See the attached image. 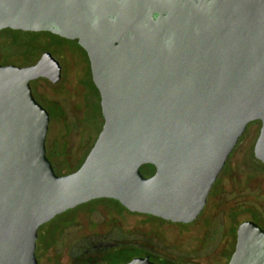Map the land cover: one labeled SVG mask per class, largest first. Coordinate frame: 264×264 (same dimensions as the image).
<instances>
[{
	"label": "water",
	"instance_id": "95a60500",
	"mask_svg": "<svg viewBox=\"0 0 264 264\" xmlns=\"http://www.w3.org/2000/svg\"><path fill=\"white\" fill-rule=\"evenodd\" d=\"M6 28L79 44L104 124L81 166L58 174L47 153L51 115L31 82L59 84L61 62L50 51L29 65L0 62V264H39L40 227L94 199L195 221L257 120L264 163V0H0ZM229 264H264L256 221L238 226Z\"/></svg>",
	"mask_w": 264,
	"mask_h": 264
},
{
	"label": "rangeland",
	"instance_id": "374dc122",
	"mask_svg": "<svg viewBox=\"0 0 264 264\" xmlns=\"http://www.w3.org/2000/svg\"><path fill=\"white\" fill-rule=\"evenodd\" d=\"M17 36L20 40H26L28 42L26 44V48L31 53L32 61H37L41 57L43 52L50 51L55 56V58L61 62L63 66V77L61 82L59 84H53L49 80L40 81L39 85L42 88V92L46 93L47 96H43L42 94H40V97L44 101L41 100L39 97L37 99L49 110L50 115L51 110L49 108L50 105L48 106L47 104V97H51V99L59 102L64 109V114H54V116L51 118L50 129L47 137V147H49V150L52 151L57 142L58 144H62L65 139L66 141L70 140V142L74 144L76 148L81 138L83 126L82 124H79L76 128H73L71 132L68 130L69 127H74V122L79 117H83L87 111V88L84 86L83 77L86 75V72L89 71V66L87 65L88 61L83 58L85 56L84 51L82 50V48H80L79 45H77L75 41L63 39L62 36L56 33L45 32L38 34H17ZM251 124L252 123H250L249 126ZM68 132L71 133L70 136H68ZM97 134V128L87 132V136L90 139H95ZM241 138L240 146L238 148L235 147L237 149H234L230 154L228 164H226V167H224V171L221 174V180L225 185L227 184L228 186H231L232 184H234V182H242L241 184H250V182H252L253 184H255V187H257V185L264 187V163L261 162L258 158H256L254 153L258 134L255 135V137L253 138L250 136H246L243 139V135ZM50 151H48L47 153H49L48 156L51 157ZM56 171L57 173L63 172L62 170ZM221 180L219 181L218 179L217 185H214V192L212 190V195H210L211 197L208 199V205L206 207V210L198 218V220L201 219V216L204 214L203 219H201L200 221H197L196 223L192 224H174L171 222L164 221L160 218L156 219L157 223L163 226L166 235L170 239H177L180 245L193 249L195 251L200 250L196 253L197 255L202 254L203 249L199 248L203 246V241L205 240L207 232L212 229L214 225V222L211 225L208 224L209 217L214 216L216 217V220H221V218H223L222 220L224 221V213L217 212V205L222 200H225V198L228 199L232 197V195L229 193H224L223 196H221V194H216L217 191H219L220 189L222 183ZM228 191L232 193V187H228ZM96 204L99 203L97 201H91L90 203L81 204L75 208L69 209L57 215L55 218L42 225L39 230L38 245L40 246L39 243L41 242L42 237L51 238L52 232L56 228H58L63 221H65L66 219L77 218L80 213L88 210ZM120 207L123 213L128 214L126 216V221L129 223V226L139 223L140 220L144 221L147 219H155L142 214H134L124 208V206ZM249 215L250 214L248 212L243 211L240 213L239 218H231L232 220H230V226L233 231L237 230L241 222L248 219L256 221L264 228L263 221L258 218H255V216L249 217ZM122 218H124V216ZM79 221L82 222L83 220L80 219ZM89 229V226L87 227L86 225H82L78 231L79 234H77V237L78 235L82 236L86 232V230ZM68 231L70 233H73V227L69 228ZM212 234H214V231L212 232ZM74 235L76 237V234ZM215 246L212 247V250L216 248ZM222 247L223 244L221 248ZM232 251L233 246H228L222 258L226 260V258L230 256ZM41 254L43 255L42 252ZM37 255L38 259H40L39 248L37 250ZM44 260V264H50L47 261V258H44ZM221 262H219L218 264L225 263V261L223 260ZM209 263L210 262L205 264ZM196 264L201 263L199 262Z\"/></svg>",
	"mask_w": 264,
	"mask_h": 264
},
{
	"label": "flooded vegetation",
	"instance_id": "af4514ba",
	"mask_svg": "<svg viewBox=\"0 0 264 264\" xmlns=\"http://www.w3.org/2000/svg\"><path fill=\"white\" fill-rule=\"evenodd\" d=\"M3 64H17V63H3ZM42 80H49V79L39 78L31 82L34 95L36 96V98H38L39 95V98L41 100L43 99L40 97V94H42L43 96L44 95L47 96L46 93L42 92V88L39 85V82ZM251 123L252 124L250 126L248 125L249 128L247 127L245 133L243 134V139L246 136H250L252 138L255 137V135L257 134L259 136L261 129V122L257 120ZM241 140H239V143L236 146L237 148L240 146ZM47 150L49 151V147H47ZM52 163L55 168V164L53 161ZM221 174L218 177L219 181L221 180ZM218 179L214 184L215 186L218 183ZM238 183L241 184L242 182H234V184L232 185L230 184L231 186H228L227 184L225 185L222 181L220 189L219 191H217L216 194H221V196H223L222 194L228 192V187L233 188L234 186H237V190H238V187L240 186L238 185ZM212 190L214 192L213 188ZM210 195H212V191ZM210 197L211 196H209V198ZM101 199H106V198L91 200V201H97L99 204L92 206L86 211H83L78 215L77 218L66 219L65 221H63L59 225V227L52 232L51 238H45V237L41 238L42 240L39 243L40 246L37 243V250L39 248V255H40V259H38L39 264H44L45 262L44 258L45 259L47 258V261L50 264H122L125 262H129L135 258H147L150 261L157 264H196L199 262L201 264H205L208 262H210L209 264H218L222 260L225 261L224 264H229V261L235 251L238 228L236 231H233L232 238H228V236L227 238H223L222 230L218 232L219 231L218 226L213 225V228L210 229L206 234L205 240L203 241V246L199 248V249L201 248L203 249L202 254L197 255L196 253L199 252L200 250L195 251L193 249L180 245L177 239L175 240L170 239L166 235L163 226L159 225L156 219L160 218L167 222H171V221L165 220L161 217H157L151 214L137 213L145 216H150L155 219L153 220L147 219L144 221L140 220L139 223L129 226V223L126 221V216L128 214L123 213V211H121V207L118 206L117 203L112 204L109 201L101 200ZM91 201L86 203H90ZM121 206L123 207L124 205L121 203ZM218 206L219 204L217 205V207ZM124 208L126 207L124 206ZM126 209L129 210L128 208ZM217 212H220L219 208H217ZM132 213L136 214V212H132ZM123 216L124 218H122ZM133 216H139V215H133ZM213 217L214 216L209 217L208 220L209 225L212 224L211 222H214L215 219L210 222V220ZM80 219H82L83 221L80 222L79 221ZM222 219L223 218H221V220L218 219V221H221L220 223L223 225L224 221ZM197 220L198 219H196L193 222H190V224L195 223ZM174 224H189V223H174ZM82 225H86L87 227L89 226L90 229L86 230V232L82 236L78 235L77 237V234H79L78 231ZM72 227L74 231L73 233H70L68 229ZM216 230L219 234L216 233ZM213 231L214 234H212ZM74 234H76V237ZM229 236L231 237L230 233ZM222 244L223 247L221 248ZM230 245L233 246V251L230 254V256H228V258L224 260L222 257L224 256V252L227 250L228 246ZM213 246H215L216 248L212 250ZM41 252L43 253V255L41 254Z\"/></svg>",
	"mask_w": 264,
	"mask_h": 264
},
{
	"label": "trees",
	"instance_id": "16d2710c",
	"mask_svg": "<svg viewBox=\"0 0 264 264\" xmlns=\"http://www.w3.org/2000/svg\"><path fill=\"white\" fill-rule=\"evenodd\" d=\"M53 33L51 31H24L20 29H11L6 28L0 31V61L3 63H17L21 65L31 64L36 61H32L31 53L26 48V44L28 43L26 40H20L17 34H38V33ZM63 39H67L62 37ZM71 40V39H69ZM73 41V40H72ZM79 45V44H77ZM80 46V45H79ZM80 48H82L80 46ZM85 53L83 57L88 62L89 71L86 72V75L83 77L84 86L87 88L86 93V102H87V111L83 117H79L74 122V127H69L68 131H72L73 128H76L79 124H82L83 130L81 132V138L79 140L78 146L75 148L74 144L70 142V140L65 139V141L61 144L58 142L55 144L54 148L51 151L50 159L55 164L56 170H62V173L58 174H67L77 170L81 164L84 162L86 156L89 151L93 147L100 131L102 130L104 119L102 116L101 110V96L98 88L96 87L91 73L90 61L88 58L87 52L82 48ZM71 51V50H69ZM38 95V94H37ZM39 97V95H38ZM47 104L51 110V118L54 114H64V109L59 102L51 99V97H47ZM98 129V134L95 139H90L87 136V132ZM70 132H68V136H70ZM50 151V150H49ZM262 162V161H261ZM155 168L152 165H148L144 168L145 172L152 173ZM237 184V183H236ZM237 190V186L232 188L233 192H226L227 194H231L232 197L222 200L219 203L218 208L220 209V213H224V224L222 225L220 222L216 220L214 217L210 220L213 221L214 225H217L220 232L222 230L223 238H232L233 229L230 226V220L240 216L241 212H248L249 217L255 216V218L260 219L264 222V187L250 182V184H239ZM223 195V194H222ZM226 197V196H225ZM109 201L112 204L117 203L118 206H121V203L115 199H101ZM204 214L201 216L203 219ZM232 218V219H231ZM201 219L197 220L200 221ZM196 221V222H197ZM195 222V223H196ZM213 223V222H211ZM216 230V233L219 234ZM229 233L231 237L229 236Z\"/></svg>",
	"mask_w": 264,
	"mask_h": 264
}]
</instances>
